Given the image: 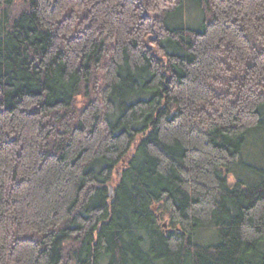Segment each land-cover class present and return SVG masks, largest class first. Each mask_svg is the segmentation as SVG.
I'll return each instance as SVG.
<instances>
[{"label":"trees","instance_id":"1","mask_svg":"<svg viewBox=\"0 0 264 264\" xmlns=\"http://www.w3.org/2000/svg\"><path fill=\"white\" fill-rule=\"evenodd\" d=\"M0 264H264V0H0Z\"/></svg>","mask_w":264,"mask_h":264},{"label":"water","instance_id":"2","mask_svg":"<svg viewBox=\"0 0 264 264\" xmlns=\"http://www.w3.org/2000/svg\"><path fill=\"white\" fill-rule=\"evenodd\" d=\"M110 192H111V188H110ZM163 228H166V225L165 224H163V226H162ZM170 231H167L166 233H169Z\"/></svg>","mask_w":264,"mask_h":264}]
</instances>
